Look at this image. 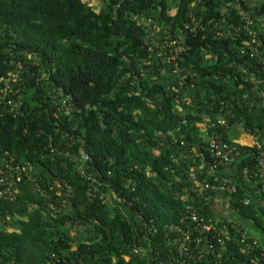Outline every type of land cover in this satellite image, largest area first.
<instances>
[{
  "label": "trees",
  "instance_id": "obj_1",
  "mask_svg": "<svg viewBox=\"0 0 264 264\" xmlns=\"http://www.w3.org/2000/svg\"><path fill=\"white\" fill-rule=\"evenodd\" d=\"M91 1L99 13L84 0H0V76L21 72L0 103V168L29 171L0 200V264L259 257L264 0ZM236 125L261 152L231 138ZM212 141L238 155L215 168Z\"/></svg>",
  "mask_w": 264,
  "mask_h": 264
},
{
  "label": "built area",
  "instance_id": "obj_2",
  "mask_svg": "<svg viewBox=\"0 0 264 264\" xmlns=\"http://www.w3.org/2000/svg\"><path fill=\"white\" fill-rule=\"evenodd\" d=\"M244 19L245 25L243 29L249 33V35H252L251 30L249 29V26L252 24V20L249 18L248 15L242 14V20ZM264 25V23H263ZM240 28L236 30V32H240ZM255 43V40L253 41ZM178 51V49L176 50ZM175 57L172 58L174 60ZM18 70L16 72H9L6 76H0V103H4L7 101V98L9 97V93L12 90V85H17L21 82V72H20V65L18 64ZM8 105H12V102L9 101ZM219 123L224 124L222 121H219ZM254 139V138H253ZM253 147H255L258 151L261 152V146L254 141L252 142ZM211 149L214 150L216 155V163L215 168H217L218 163H228L231 159H233L236 155L234 153V150H228L225 146H219L215 143V141H212L211 143ZM66 156H70V154L64 153ZM84 155V154H83ZM90 161V158L87 156H83L81 160V164L78 167V173L86 178L89 182L95 183V180H92L90 177L86 176V170L84 165ZM258 172L260 174V177L264 180V153L261 152L260 156L258 157ZM28 168L27 167H21L18 164L15 163L14 159H10L9 162L4 166V170L0 168V200H15L16 197L20 194V189L18 188V185L22 182L24 177L28 176ZM192 179L195 181V177H192ZM197 181H195V184ZM205 190L208 189L207 186L204 187ZM219 191L221 192H227L229 194L236 193V188H225V187H219ZM99 190L97 187L92 186V189L89 190L88 196L91 197L93 194L98 193ZM245 205H248V202L245 203ZM191 220L194 223H198L201 228V232L206 231L210 232L213 230L211 225H207L203 222L202 219H199V217L193 213L191 216ZM7 226L5 222L2 221L0 218V227ZM8 228V226H7ZM184 240L191 242V235L185 234ZM202 239L196 240L197 243H201ZM211 250V249H210ZM207 254L210 253L209 250L205 251ZM203 254V253H202ZM201 256H198L199 259L202 258ZM187 256V255H186ZM189 260H193L192 256H187ZM174 264H186L184 260L182 259H176L174 258ZM215 264H222V263H215ZM234 264V263H232ZM242 264H264V252L260 254L259 257L250 259L249 262H244Z\"/></svg>",
  "mask_w": 264,
  "mask_h": 264
},
{
  "label": "rangeland",
  "instance_id": "obj_3",
  "mask_svg": "<svg viewBox=\"0 0 264 264\" xmlns=\"http://www.w3.org/2000/svg\"><path fill=\"white\" fill-rule=\"evenodd\" d=\"M252 1L255 2V0ZM84 2L91 6L97 13L100 12V5L98 2L91 0H84ZM175 12L176 10L173 9L170 13L174 14ZM232 132L233 133L231 134V138H233L235 142L242 145H252V142L254 141L253 137L250 135H246L240 125H236ZM249 230L254 233L253 236H255L257 239L260 238V235L258 233H255L254 230H252L251 225L249 226ZM73 249H75V246Z\"/></svg>",
  "mask_w": 264,
  "mask_h": 264
},
{
  "label": "water",
  "instance_id": "obj_4",
  "mask_svg": "<svg viewBox=\"0 0 264 264\" xmlns=\"http://www.w3.org/2000/svg\"><path fill=\"white\" fill-rule=\"evenodd\" d=\"M81 154H84L83 148H81Z\"/></svg>",
  "mask_w": 264,
  "mask_h": 264
}]
</instances>
